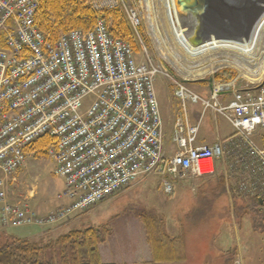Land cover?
Listing matches in <instances>:
<instances>
[{
	"label": "built area",
	"instance_id": "obj_1",
	"mask_svg": "<svg viewBox=\"0 0 264 264\" xmlns=\"http://www.w3.org/2000/svg\"><path fill=\"white\" fill-rule=\"evenodd\" d=\"M144 2L150 10L149 0ZM40 4L0 0V233L22 225L64 223L154 173L163 176L164 191L172 193L171 177L213 174L227 148V173L237 174L239 191L264 199V145L255 139L264 129V75L240 89L235 83L215 85L211 96L204 97L167 68L150 59L139 61L132 44L111 35L104 20L92 29H72L49 39L36 24ZM90 4L96 10L122 8L142 40L143 11L137 4ZM159 75L173 79L174 95L181 100L173 155H167L164 142L155 89ZM231 88V99L222 103L220 95ZM87 97L92 99L86 106ZM187 101L202 107L196 124L190 122ZM209 109L233 125L235 134L227 145H194ZM44 135L54 138L48 155L54 174L64 179L60 198L68 201L47 214L12 195L28 146Z\"/></svg>",
	"mask_w": 264,
	"mask_h": 264
},
{
	"label": "rangeland",
	"instance_id": "obj_2",
	"mask_svg": "<svg viewBox=\"0 0 264 264\" xmlns=\"http://www.w3.org/2000/svg\"><path fill=\"white\" fill-rule=\"evenodd\" d=\"M149 1L151 3L154 0ZM155 1H157L156 4L159 8L157 18L161 27L159 29L161 41L155 36L151 24L150 15H153L154 9L148 10L144 0H130L143 11V27L146 39L141 35L142 40H140L137 36L140 45L139 50L135 53L139 61L150 59L155 64L170 70L174 77L182 80L196 79L195 81H188L187 84L192 90L204 97L211 96L208 80L210 75L215 77L219 71L225 68L235 71V77H238V83H240L238 86L241 84L244 86L245 83L252 81L235 65L217 68L203 76L202 78L205 77V80L185 77L183 66L191 65V58L187 56V52H184L179 44L181 41L187 49L196 51L197 49H205V46L210 43L225 42L236 47L230 49L220 47L224 49L216 50V55L238 58L248 68L256 69L261 61H255L253 58L239 53L237 47L253 46L255 44L254 38L258 39L257 33H259L261 36L255 53L259 56L258 51L263 52L260 60H264V30L260 28L257 31L256 24L258 22L254 23L259 18L260 7L258 6L263 0H231L232 4L228 3L230 11H223L220 16L214 18L206 15V20L194 9H191L193 17L189 15L185 19L179 18L175 15V9L171 2L173 17L171 18L169 15L170 19H180L184 23L183 30H178V37L172 34L168 28L169 23L162 14L164 11H161L162 0ZM177 9L179 10L178 7ZM263 16L264 12L261 17ZM236 17L237 20L234 21ZM163 36L167 46L175 55L166 56L161 52L160 42H162ZM200 37L207 39V43L203 46L194 48L188 44L189 40L193 42L194 39ZM176 54H180V56ZM209 54L213 55L214 51L212 50ZM224 83L228 82L216 81L215 78L213 80L214 85ZM174 87L173 79L163 75L157 76L155 89L158 99L161 98L160 94L164 93L166 88L172 97ZM91 99L92 97L85 99L86 106ZM186 105L193 124L195 105L191 101H187ZM200 112L202 111L200 110ZM169 116L171 119L165 120L162 114L163 130L166 131L164 142L168 141L172 132L171 124L175 116V102L171 103ZM234 131L231 123L224 116L216 114L213 110H208L200 122L198 135L199 138L211 139L220 134L224 138ZM20 170L22 173H17L18 185L12 194L17 202H22L33 211L42 214L52 213L68 202L66 199L60 198L65 188L64 179L54 174L55 163L49 155L28 153L27 162ZM219 171H221L220 168ZM218 172L208 176L189 174L181 177V179H172L175 186L172 194H167L164 191L163 176L154 173L138 180L122 193L98 203L75 217H71L65 224L54 225L50 229L35 224L22 225L11 227L8 229V233L16 237L32 238L44 229L42 233L48 232L49 237H54L74 228L107 226L111 228L112 233L101 246L104 256L108 251L112 255L110 258L113 262L131 264V262L144 261L146 258L144 256L138 257V255L133 257L129 252L131 250L134 252L136 248H149L145 239L144 222L140 218L141 214L147 211L158 215V217H163L170 234H176L180 229H185L187 261L183 264H264V235L253 230L250 216L246 215L248 212L246 206L251 203L249 196L242 191L240 192L239 187L233 188L234 191H238V194L232 193L233 191L229 187L234 182L232 179H227L228 195L217 196ZM54 227H56L55 230Z\"/></svg>",
	"mask_w": 264,
	"mask_h": 264
},
{
	"label": "trees",
	"instance_id": "obj_3",
	"mask_svg": "<svg viewBox=\"0 0 264 264\" xmlns=\"http://www.w3.org/2000/svg\"><path fill=\"white\" fill-rule=\"evenodd\" d=\"M101 19L107 24L111 35L130 42L134 51L139 50V38L122 8L96 10L90 0H41L36 14L38 28L49 39H56L60 33L72 29H92ZM140 31L146 39L143 26ZM234 77L235 71L225 68L214 78L216 81L230 82ZM257 138L264 143V130L258 131ZM53 143L52 136L44 135L28 146L27 153L48 155ZM218 169L217 166V172ZM218 173L216 195L222 196L227 193V181L222 171ZM229 187L232 193L238 194L237 190H233L236 184H230ZM249 199L251 203L246 206V215L250 216L253 230L264 235V205L258 197ZM140 218L144 222L152 259L132 264H183L187 261L185 229L170 234L165 219L147 211ZM111 233V228L107 226L74 228L54 237H49L48 232H45L36 237L22 238L2 231L0 264H119L104 262L101 256L100 247Z\"/></svg>",
	"mask_w": 264,
	"mask_h": 264
},
{
	"label": "bare ground",
	"instance_id": "obj_4",
	"mask_svg": "<svg viewBox=\"0 0 264 264\" xmlns=\"http://www.w3.org/2000/svg\"><path fill=\"white\" fill-rule=\"evenodd\" d=\"M156 2L157 1H155V0L152 1L151 3L149 1L150 11L152 8L154 9V13H152L153 14L152 16L150 15V18H152L151 24L153 25V28H154V34H155V36H157L158 40L161 41V39H160L161 36L159 35V29L161 27H160V24H158V18H157V13H158L159 8L157 7L158 5L156 4ZM171 2L173 5V8L175 9V15H177L179 18H182V19H185L186 16H189V15L191 17H193L191 14L192 8L180 7L178 10L177 6L175 4V0H162L163 6L161 5L162 6L161 11H164V13H162V14L164 15V17L168 21L170 27L168 26V24H167V26L172 31L171 33L178 37L179 36L178 30L179 29H180V31L183 30L184 23L181 22L180 19H172V20L170 19L169 15H171V18L173 17V9L171 6ZM258 7H260V13L258 16L259 18L256 20V22H254V23L258 22L256 24V27H258L257 31L260 28H261V30H264V16L261 17L262 13L264 12V0L260 3V6H258ZM236 20H237V17L234 21H236ZM183 21H185V20H183ZM237 22H239V21H237ZM185 28H187V27L185 26ZM257 36H258V39L254 38L255 44L253 46L249 45L248 47L247 46L237 47L239 53L244 54L246 57L253 58L255 61H261L256 69L248 68L247 65L246 64L244 65L242 63V61L238 58L234 59L233 57H229V56H226V57L219 56V55H216V53H215L216 50L224 49V48H220V47H225V49H230V48H233L236 46H230L229 44H227L225 42L224 43L214 42V43L207 44L205 46L206 47L205 49H200V50L197 49L196 51H191V50L187 49L184 46V44H182V42L178 38V40L180 41L179 45L182 47V50L184 52H187V56H189L191 58L190 59L191 65L183 66L184 67L183 71H185V72H183V74L187 78L190 77V78H197L198 79L199 77L202 78L203 76L211 73L215 69L220 68L222 66L235 65L242 72H244L245 75L250 80H252V81L259 80L264 75V60H260V57L262 56L263 52L258 51L259 56H257L255 53V50H257V45H258V41H259L261 34L257 33ZM206 41H207V39L205 37V39L201 43L193 44V42H191L189 40L188 44H190L194 48H197V47H200V45L203 46L205 43H207ZM208 42H211V41H208ZM160 44H161V49H162L161 52L164 55H166V56L167 55H170V56L175 55L174 52L169 49V46H167L166 42L164 41V36L162 37V42H160ZM212 50L214 51L213 55L209 54L210 52H212ZM176 55L180 56V54H176ZM249 62H251V61H249ZM257 63H259V62H257ZM180 70H182V69H180Z\"/></svg>",
	"mask_w": 264,
	"mask_h": 264
},
{
	"label": "crops",
	"instance_id": "obj_5",
	"mask_svg": "<svg viewBox=\"0 0 264 264\" xmlns=\"http://www.w3.org/2000/svg\"><path fill=\"white\" fill-rule=\"evenodd\" d=\"M240 83L237 82V86L239 85ZM246 84V83H245ZM239 88L240 87H243V84H241L240 86H238ZM174 90H175V87H174ZM232 92L233 90L231 91H226L225 93H222L219 97V100L222 102V103H226L228 102L231 97H232ZM161 98H159V103H160V108H161V113L163 114L165 120L167 118L171 119V117L169 116V110H170V106H171V103L172 102H175V116H174V121H175V117L176 115L180 112V106H181V103H180V100L174 95V92L172 94V97L170 95V92L169 90L166 88V91H164V93H161L160 94ZM173 98V99H172ZM193 105H195L194 107V114H193V121L194 123L193 124H196L198 122V116H199V113H202L200 112V110L202 111V107L200 104H195V103H192ZM209 110H212V109H209ZM208 111V110H207ZM214 111V110H213ZM215 112V111H214ZM216 113V112H215ZM217 114V113H216ZM223 116V115H222ZM190 118V116H189ZM171 121V120H170ZM174 121L173 123L171 124L172 126V131H173V125H174ZM190 122L192 123L191 121V118H190ZM232 128L234 129L233 125L231 124ZM235 130V129H234ZM165 133L166 131L164 132V136H165ZM234 133V132H233ZM232 132L230 134H227L226 137H221V135L219 134L217 137L215 138H211V139H206V137H201L199 138V135L196 139V141L194 142V145H202V144H208V145H212L213 143L217 142V141H223L225 142L226 144V141L229 136H231L233 134ZM258 141H260V139H257ZM227 145V144H226ZM165 146H166V151H167V155H173L174 153H176V151L178 150V146L176 143L173 142L172 140V132L169 136V139L168 141H165ZM227 151V154L225 155V157L221 160L218 161V168L221 169V171L224 173L225 177H226V181H228L229 179L231 180H234V182H232V184H236V187L238 188L239 185L237 184V174H234V175H230L229 173H227V170H228V167L226 166V162H228V160H230V156H229V153H228V148L226 149ZM24 167V166H23ZM22 167V168H23ZM21 171V172H20ZM18 173H22V170H20ZM229 174V175H228ZM185 175H189V173L187 174H184L182 176H179V177H176V178H180L185 176ZM228 176V177H227ZM228 179V180H227ZM224 195H228V192ZM52 228V227H51ZM56 229V227H54V230ZM44 230V229H43ZM40 231L39 233H37L36 235L32 236V237H36L37 235H41V233L43 232ZM109 238V237H108ZM107 238V239H108ZM145 239H146V236H145ZM106 242V241H105ZM104 242V243H105ZM147 242V241H146ZM103 243V244H104ZM186 243H187V236H186ZM148 244V242H147ZM102 246V245H101ZM100 252H101V256H102V259L104 262H109V263H117V262H113L112 259L110 258L112 255L111 253H108V251L105 253V256L101 250V247H100ZM130 255H132L133 257H136L138 255V257H146L144 261H150L152 259V253H151V249L150 247L148 249H145V248H136L134 250V252L131 250L130 252ZM136 262H140V261H136ZM136 262H131L132 263H136ZM142 262V261H141ZM121 264V263H119Z\"/></svg>",
	"mask_w": 264,
	"mask_h": 264
},
{
	"label": "water",
	"instance_id": "obj_6",
	"mask_svg": "<svg viewBox=\"0 0 264 264\" xmlns=\"http://www.w3.org/2000/svg\"><path fill=\"white\" fill-rule=\"evenodd\" d=\"M228 3L232 4V1L231 0L230 1L229 0H175V4L178 8L180 7L192 8L197 13L203 15V17H205L204 18L205 20L207 16H211V18H214L215 16L217 17L220 16L221 12L223 11H226V10L230 11V6L228 5ZM204 39L205 37H200L199 39H196V40L194 39L193 44L201 43ZM205 79L206 78L204 77V78L197 79V80H205ZM208 80L210 83V88L212 89L214 75H210ZM185 81L188 82V81H195V80L185 79ZM259 201L261 204L263 203V199L259 198Z\"/></svg>",
	"mask_w": 264,
	"mask_h": 264
}]
</instances>
